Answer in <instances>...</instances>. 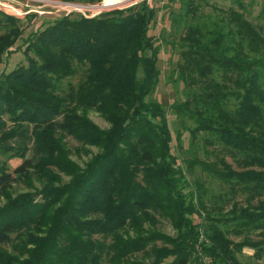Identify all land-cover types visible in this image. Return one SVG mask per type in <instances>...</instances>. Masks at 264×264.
Returning <instances> with one entry per match:
<instances>
[{
    "label": "trees",
    "instance_id": "1",
    "mask_svg": "<svg viewBox=\"0 0 264 264\" xmlns=\"http://www.w3.org/2000/svg\"><path fill=\"white\" fill-rule=\"evenodd\" d=\"M201 1L179 0L186 23L174 70L194 88L169 107L191 144L204 131L241 169L221 155L189 165L222 183L228 200L245 193L246 205L215 216L221 207H207L202 181L194 182L197 203L183 185L167 109L149 97L160 80L148 33L157 8L142 0L64 14L25 39L26 63L0 74V193L16 181L33 188L0 206V244L27 241L25 258L0 249V264H249L237 258L243 246L264 259V23L247 17L244 0H230L208 24L194 21ZM21 23L0 9V64L23 36ZM90 109L109 127L96 125ZM67 135L98 152L81 166ZM14 157L22 162L12 173ZM200 209L204 223L194 221ZM160 217L173 235L157 227ZM229 225L242 240L227 236ZM255 232L259 239L249 237Z\"/></svg>",
    "mask_w": 264,
    "mask_h": 264
},
{
    "label": "rangeland",
    "instance_id": "2",
    "mask_svg": "<svg viewBox=\"0 0 264 264\" xmlns=\"http://www.w3.org/2000/svg\"><path fill=\"white\" fill-rule=\"evenodd\" d=\"M104 1L106 3L111 0H0V9L20 17L22 20L21 25L24 28L23 36L17 41L12 48V51L4 56L3 62L0 64V74L12 70L21 63L27 62L26 56L23 52L26 47L25 39L32 31H35L39 27H45L48 23L64 14L72 13L73 15L83 14L86 16H93L101 11L125 8L142 0H114L115 3L113 5L102 8L101 4H103ZM147 1L149 4L157 8V12L149 26L148 33L159 46L157 66L160 69V80L149 97L157 99L167 109L173 137L172 151L174 152L177 158V164L182 171V179L184 180L183 185L185 187L188 186L193 191L194 202L197 203L194 182L196 180L202 181L206 190L204 200L207 207H221L216 210L217 212H215V216L219 215L218 211H221L222 213L227 212V210L233 206V203H236L237 207L245 206L247 203L245 193H238L234 198L228 200L225 198V188H223L222 183H219L216 179L210 177L207 172L201 170V167L198 164L192 163V165H189V162L194 156L199 160L214 162L218 155H221L232 165L233 168L241 169L237 166L233 157L228 152L219 150L220 146L218 144L206 142V139L209 137L206 132L199 131L195 137L194 143L191 144L188 132L183 129V126L179 123V119L172 113L173 111L170 110L169 106L171 103L184 101L189 94V89L194 88L182 81L174 70L180 59V48L178 46L179 37L183 32L186 22L184 19H182V21L178 19V14L181 11L179 8V0ZM244 3L246 5L247 17L254 22L264 23V0H244ZM200 4L201 5L197 11V17L193 18V20L206 22L207 24L209 23L208 20H216L222 16L224 11H226L231 5L230 0H202ZM94 6H99V9ZM234 7L236 6L234 5ZM174 16L175 19H173ZM189 20L191 21L192 19ZM79 79L80 75H76L71 77L70 81L72 83H77ZM87 115L99 127H109V122L100 112L90 109L87 112ZM8 125V128H11L13 123L8 122ZM190 125L194 126L193 124ZM176 130L180 131L179 141L176 139ZM66 141L70 149L71 157L81 166H84L85 161L99 150L95 146H86L85 150L80 142L69 135L66 136ZM21 162L22 160L16 157L8 159L10 171L13 173L14 168ZM61 174L64 181L70 179L69 175L62 172ZM33 183L34 185L40 186L36 176H33ZM32 190L33 188L28 183L24 181H16L10 187L9 193H0V206L8 200V197H16L19 194ZM256 201H258L256 198L250 200L253 205L256 204ZM203 213L204 212L201 211L200 216L194 215V221L204 223L206 219ZM157 227L166 234L173 235L175 233L169 221L164 218H159ZM227 229L229 231L227 236L231 240L239 241L243 239L242 234H235L231 231L230 225L227 226ZM93 237L102 239L99 235H93ZM249 237L254 240L260 238L257 235V232L249 234ZM104 239H106L105 241L107 242L110 241V239ZM201 239H203V237H201ZM18 243L21 245H17ZM26 243L27 241L18 237L14 242L0 244V249L14 255L17 259H23L27 256V251L23 247V244ZM28 246L33 247L34 245L28 244ZM253 251L252 247L243 246L241 251L237 253V258L240 261L249 264H262L264 259L257 258ZM197 253L202 254L200 250H197ZM137 254L138 256H143L142 252ZM205 257L206 260H209V257ZM101 263L110 264L106 259H103ZM215 264L224 263L220 262Z\"/></svg>",
    "mask_w": 264,
    "mask_h": 264
},
{
    "label": "bare ground",
    "instance_id": "3",
    "mask_svg": "<svg viewBox=\"0 0 264 264\" xmlns=\"http://www.w3.org/2000/svg\"><path fill=\"white\" fill-rule=\"evenodd\" d=\"M114 3H115L114 0L108 1V2H106V3H105V1H104V4H103V5H105V6H109V5H113Z\"/></svg>",
    "mask_w": 264,
    "mask_h": 264
},
{
    "label": "built area",
    "instance_id": "4",
    "mask_svg": "<svg viewBox=\"0 0 264 264\" xmlns=\"http://www.w3.org/2000/svg\"><path fill=\"white\" fill-rule=\"evenodd\" d=\"M147 1V0H146ZM148 2V1H147ZM104 4V3H103ZM101 4L102 8L103 7H106L105 5ZM95 8H98L99 9V6H94ZM86 16V15H85Z\"/></svg>",
    "mask_w": 264,
    "mask_h": 264
}]
</instances>
